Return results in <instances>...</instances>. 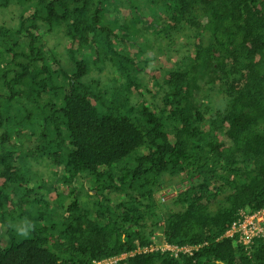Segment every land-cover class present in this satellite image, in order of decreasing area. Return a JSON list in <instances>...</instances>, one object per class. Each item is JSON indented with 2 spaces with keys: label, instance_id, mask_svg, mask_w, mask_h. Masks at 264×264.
Returning a JSON list of instances; mask_svg holds the SVG:
<instances>
[{
  "label": "trees",
  "instance_id": "1",
  "mask_svg": "<svg viewBox=\"0 0 264 264\" xmlns=\"http://www.w3.org/2000/svg\"><path fill=\"white\" fill-rule=\"evenodd\" d=\"M263 208L264 0H0V264H264Z\"/></svg>",
  "mask_w": 264,
  "mask_h": 264
},
{
  "label": "built area",
  "instance_id": "2",
  "mask_svg": "<svg viewBox=\"0 0 264 264\" xmlns=\"http://www.w3.org/2000/svg\"><path fill=\"white\" fill-rule=\"evenodd\" d=\"M225 237L236 239L247 251L251 249L255 239L264 241V208L252 213L240 212L238 219L233 222L231 228L226 232ZM162 245V248L156 249L163 252L168 251L176 258L181 254L192 255L193 251L199 249V246H177L168 243H162ZM152 247L143 249V251H154ZM117 260L116 258L103 262H95V264H111Z\"/></svg>",
  "mask_w": 264,
  "mask_h": 264
},
{
  "label": "rangeland",
  "instance_id": "3",
  "mask_svg": "<svg viewBox=\"0 0 264 264\" xmlns=\"http://www.w3.org/2000/svg\"><path fill=\"white\" fill-rule=\"evenodd\" d=\"M6 17H8L7 14H6ZM130 25H131V23H130ZM143 31H144L143 33L146 32V34L149 37L150 36L153 37V35H154V31H151L150 29H147L146 31H145V29H143ZM49 43H50V45H52L54 47L55 45H57L58 41L55 38H51ZM165 45H168V43H166ZM59 47H57L56 50L58 51V53L63 54V56H60L61 64L67 69V71H71L73 66L71 65V63H70L69 59L67 58V56L64 55L63 48L62 47L59 48ZM150 52H153V51H150ZM170 52H171V54H168V53L166 54L165 52H162L161 49L158 50V52H156V53L153 52L154 56H158L159 57V59L155 63H153V65H158L159 64V65L164 66V67H169V63H167L168 61L166 60L167 56H172V55L173 56H177V55L183 53L184 49L183 48L178 49L177 47H174L173 49L170 50ZM150 56L151 55H149V57ZM161 58H163V61H161ZM151 80H152L151 77H147L148 87L150 86ZM136 99H137L138 102H142L143 103V101H144V102H146L148 104L149 103H153L156 100V99L152 100L151 95H149L147 93H145L143 96L142 95L137 96ZM37 168L43 170L41 166H37ZM178 185H180V184H178ZM178 185H175V187L172 186V188H164L160 194H157V196H156L157 200L159 201V199H162V201H167V200L175 197L178 193H180L181 191H183L185 189V187H183L181 185L178 186ZM1 239H2V241H6V236L2 235ZM162 246H163L162 244L158 243V245L153 246L152 249L153 250H157L156 248L159 249L160 247L162 248Z\"/></svg>",
  "mask_w": 264,
  "mask_h": 264
}]
</instances>
